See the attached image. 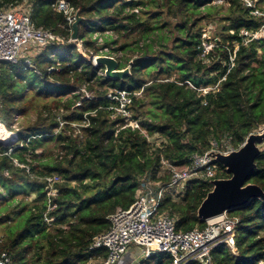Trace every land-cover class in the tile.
<instances>
[{
  "label": "trees",
  "instance_id": "obj_1",
  "mask_svg": "<svg viewBox=\"0 0 264 264\" xmlns=\"http://www.w3.org/2000/svg\"><path fill=\"white\" fill-rule=\"evenodd\" d=\"M24 1L33 24L65 44L41 50L33 66L0 65V121L18 134L0 144L3 153L13 149L0 155V256L7 252L11 264H101L108 251H91L94 237L108 231L109 216L128 208L145 182L169 181L163 161L188 166L214 142L224 151L239 149L264 126V35L243 34L259 32L263 19L241 0H66L83 17L78 39L88 50L108 48L120 68L140 55L131 75L115 80L68 42L73 29L57 0H0V8ZM258 7L264 11V0ZM203 22L216 23L212 38ZM204 42L213 46L202 58ZM187 81L218 87L204 93ZM126 89H143L132 95L131 108L146 131L125 126L116 114L118 101L108 94ZM32 114L35 120L16 130V119ZM261 148L249 182L264 190ZM218 164L216 178H228ZM211 190L210 181L194 179L181 198L168 191L161 210L176 219L178 231L202 230L207 221L198 209ZM232 215L240 219L237 254L219 246L212 264H259L264 200L254 198ZM149 259L173 264L163 254Z\"/></svg>",
  "mask_w": 264,
  "mask_h": 264
},
{
  "label": "built area",
  "instance_id": "obj_2",
  "mask_svg": "<svg viewBox=\"0 0 264 264\" xmlns=\"http://www.w3.org/2000/svg\"><path fill=\"white\" fill-rule=\"evenodd\" d=\"M241 1L251 10L253 15L263 19V25L259 32L250 35L249 32L243 31L244 36H251L254 39L264 35V11L258 7V0ZM224 2L225 0L214 1V3ZM24 4H26L25 1L0 8V65L7 62L11 64L26 63L33 66L34 58L41 50L51 44H65V40L51 30L36 27L32 22L30 13L25 10ZM54 6L66 15L68 25L72 27L76 14L70 3L66 0H57ZM94 36L98 38V45L103 43V38L99 33ZM68 42L75 43L77 50L87 57L88 49L84 46L83 40H75L70 37ZM212 46L211 43H203L202 58L210 52ZM105 50L110 51L108 48H104L101 52L103 53ZM89 52L91 54L87 59L97 66L96 58L99 54H94L93 50H89ZM231 60L233 61L234 58L232 57ZM187 83L198 89L190 81ZM217 87L218 85L202 87L198 90L208 93L209 90H214ZM142 92L143 89L134 93L126 89L117 96L108 94V97L118 101V105L114 109L117 115L123 117L125 126L131 127L133 130L146 131L143 124L145 119L135 118L131 108L132 95L140 96ZM83 93L85 98L92 99V94L89 91L83 89ZM0 127L8 131L7 126L1 121ZM9 132L13 136L10 140L6 141L0 137L3 145L12 144L18 138L16 131L10 130ZM233 150L235 149L221 150L214 142L211 150L203 154L194 153L190 157L188 166L178 167L163 161L164 169H167L170 174L169 181L165 184L153 181L145 182L139 190L136 200L128 208H120L109 216L110 228L107 232L94 237L90 244V250L106 249L108 251L107 258L101 264L124 263L125 255L133 247L140 249L144 261L155 255L163 254L169 256L173 264H190L194 261L200 264H212L213 251L219 246H228L231 252L237 254L236 237L240 219L232 215V212L226 211L222 215L207 221V226L202 230L178 231L176 219L161 210L165 195L170 188H173L174 191L169 192H173L178 198H181L182 192L185 191V187L190 181L204 179L211 182L216 179L219 164L211 156V151L228 154ZM12 151V148L8 152L0 151V155H10ZM14 162L21 165L17 159H14ZM49 181L51 182L52 179ZM50 194H55V190H50ZM47 220L50 224V220ZM138 260L135 259L137 261L135 264H140ZM0 264H11L7 252H2ZM259 264H264V260Z\"/></svg>",
  "mask_w": 264,
  "mask_h": 264
},
{
  "label": "water",
  "instance_id": "obj_3",
  "mask_svg": "<svg viewBox=\"0 0 264 264\" xmlns=\"http://www.w3.org/2000/svg\"><path fill=\"white\" fill-rule=\"evenodd\" d=\"M83 17L77 11L72 24V38L78 39L79 25ZM138 57L132 58L125 68L115 56L99 55L96 64L104 67L106 77L122 80L131 75V69ZM3 142L0 141V144ZM264 144V126L258 132L251 133L245 143L228 154L211 151L215 160L223 165L230 175L228 178H216L211 181L212 190L207 194L198 209V216L203 221L214 219L224 212H233L248 204L254 198L264 200V190L257 184L250 183V176L257 167L256 159Z\"/></svg>",
  "mask_w": 264,
  "mask_h": 264
},
{
  "label": "rangeland",
  "instance_id": "obj_4",
  "mask_svg": "<svg viewBox=\"0 0 264 264\" xmlns=\"http://www.w3.org/2000/svg\"><path fill=\"white\" fill-rule=\"evenodd\" d=\"M216 4H223V3H216ZM203 24H205V26H204V31H205V34L204 35H206L207 34V36L208 37H210V38H212V36H213V33H214V31L216 30V23H214V22H211V23H207V22H203ZM98 53V52H97ZM97 53H95V54H97ZM102 52H101V49L99 50V55H108V54H111L109 51H107V50H105V51H103V53L101 54ZM90 54H91V52H89V50L87 51V54H86V56L87 57H90ZM133 55V54H132ZM92 56V55H91ZM137 56H140V55H137V54H134L133 56H131L130 55V57L132 58H134V57H137ZM62 91H65V88H60ZM35 118H36V115L35 114H32L31 116H28V117H26V118H23V117H21V118H18V119H16V121H15V126L14 127H16L17 129L16 130H19V129H22V128H24V124H26V123H32L34 120H35ZM8 129V128H7ZM8 131H10L9 129H8ZM262 147H264V144L262 145ZM180 189V188H179ZM169 191H174V189L173 188H170L169 189ZM182 193H184V192H182ZM1 194H4V193H1ZM184 196V195H183ZM1 200V199H0ZM225 251L226 252H230L231 250H230V248L228 247V246H225ZM141 251H140V249H138V248H130L129 249V251L127 252V254L125 255V257H124V263H122L121 262V264H135V263H137V261H135V259H139L138 260V262H140V264H147L146 262L149 260V261H152V259H147L146 261H144L143 259H142V257H141V253H140ZM237 252V251H236ZM95 263H99V262H94V263H92V264H95Z\"/></svg>",
  "mask_w": 264,
  "mask_h": 264
},
{
  "label": "bare ground",
  "instance_id": "obj_5",
  "mask_svg": "<svg viewBox=\"0 0 264 264\" xmlns=\"http://www.w3.org/2000/svg\"><path fill=\"white\" fill-rule=\"evenodd\" d=\"M0 137L4 138L7 141L10 140L13 136L9 131H6L0 127Z\"/></svg>",
  "mask_w": 264,
  "mask_h": 264
}]
</instances>
